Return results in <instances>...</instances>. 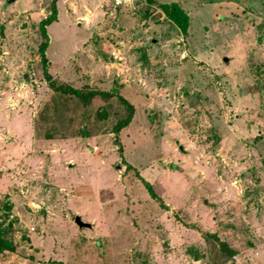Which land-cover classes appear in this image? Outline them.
I'll return each instance as SVG.
<instances>
[{"label": "rangeland", "instance_id": "obj_1", "mask_svg": "<svg viewBox=\"0 0 264 264\" xmlns=\"http://www.w3.org/2000/svg\"><path fill=\"white\" fill-rule=\"evenodd\" d=\"M52 1L0 0V264H264V0H60L88 102Z\"/></svg>", "mask_w": 264, "mask_h": 264}, {"label": "trees", "instance_id": "obj_2", "mask_svg": "<svg viewBox=\"0 0 264 264\" xmlns=\"http://www.w3.org/2000/svg\"><path fill=\"white\" fill-rule=\"evenodd\" d=\"M60 0H53L51 3L50 7V15L43 19L40 23V32L41 35L44 39V42L41 44L39 48V53L41 55V60L44 65V74H45V79L49 85V87L55 91V92H61L66 95H71L75 96L82 101L88 102L91 99H94L98 96L106 98L107 100L113 98L116 96V94L110 93V92H103V91H84L82 89H77L72 87L71 85L60 82L56 80L48 70V64L49 60L46 55V51L49 48L50 44V38L48 35V30L47 28L52 25L53 23L58 21L59 17V10H58V3ZM164 8V5L162 6ZM168 8L164 11L172 21L179 27L181 32L187 36L189 27H190V17L182 10L179 8L177 3H174L171 7L170 5L167 6ZM119 99L122 101L123 104H125L128 107L129 114L126 118L120 120L114 127V133L118 136L123 129L127 128L133 121L134 115H135V107L123 96L119 95ZM128 169H135L133 166L129 165ZM137 176L142 180L144 186L154 199L160 200L158 195L155 193L153 185L146 181L140 174L137 172ZM5 208L0 209V216L2 215L1 212L8 211L10 212L12 210V207L9 205H5ZM8 212L5 213V215L8 217L9 214ZM6 217V218H7ZM13 225H9V227H5L4 221L0 222V253H3L5 251H15V244L13 240ZM207 237H210L208 234L206 235ZM215 237V236H211ZM216 239L219 244L220 251L223 253V255L226 256V259H231L236 256V251L232 250L231 247L226 244V242H222L218 236H216Z\"/></svg>", "mask_w": 264, "mask_h": 264}, {"label": "built area", "instance_id": "obj_3", "mask_svg": "<svg viewBox=\"0 0 264 264\" xmlns=\"http://www.w3.org/2000/svg\"><path fill=\"white\" fill-rule=\"evenodd\" d=\"M116 7L133 5L140 0H112Z\"/></svg>", "mask_w": 264, "mask_h": 264}, {"label": "water", "instance_id": "obj_4", "mask_svg": "<svg viewBox=\"0 0 264 264\" xmlns=\"http://www.w3.org/2000/svg\"><path fill=\"white\" fill-rule=\"evenodd\" d=\"M226 61H228V59H226ZM76 223L81 228H90L91 227L90 224H87V223L83 222L81 217H77L76 218Z\"/></svg>", "mask_w": 264, "mask_h": 264}]
</instances>
